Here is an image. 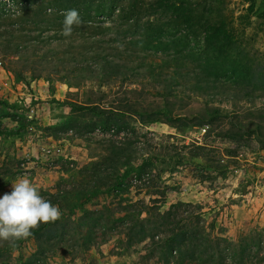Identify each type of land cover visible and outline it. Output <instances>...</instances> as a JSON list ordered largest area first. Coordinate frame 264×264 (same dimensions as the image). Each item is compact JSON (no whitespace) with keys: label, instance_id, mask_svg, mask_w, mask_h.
Returning <instances> with one entry per match:
<instances>
[{"label":"rangeland","instance_id":"obj_1","mask_svg":"<svg viewBox=\"0 0 264 264\" xmlns=\"http://www.w3.org/2000/svg\"><path fill=\"white\" fill-rule=\"evenodd\" d=\"M17 1L0 0V131L12 132L0 135V196L21 175L42 196L67 189L68 180L84 179L86 165L126 142L134 164L142 149L157 155L149 183L158 188L146 193L131 180L129 194L112 197L101 187L74 212L61 249L40 258L28 239L0 253V264H264V0H186L194 22L221 30L220 40L206 46L204 31L191 39L161 17L163 49L139 51L132 60L114 47L113 30L94 27L112 23L89 13L93 4ZM62 6L85 22L69 37L61 35ZM114 57L124 61L126 78L105 71ZM163 105L172 118L147 123ZM122 107L136 112L97 113ZM123 197L133 204L158 198L162 210L196 204L188 236L211 240L201 241L191 262L181 261L178 249L162 258L149 241L130 244L120 220ZM92 212L102 214L106 228L95 240L88 237Z\"/></svg>","mask_w":264,"mask_h":264},{"label":"trees","instance_id":"obj_2","mask_svg":"<svg viewBox=\"0 0 264 264\" xmlns=\"http://www.w3.org/2000/svg\"><path fill=\"white\" fill-rule=\"evenodd\" d=\"M23 1L27 4L26 0ZM11 3L17 5L18 1L11 0ZM85 3H88V6L94 5L93 10H89V13L93 12L94 16L101 17L102 20L105 19L106 22L112 23L110 27H101V25L97 24L94 27L102 31L113 30L115 34L112 37V42L115 44L114 47H122L125 50L123 54L127 60L136 58L139 51L155 52L160 50V48L163 49L165 43L162 42V38L156 35V33L161 35L159 32L162 30L161 25H159L161 17L169 19L173 30L179 27L186 28L184 31L191 39L196 37L194 35L197 32L204 31L205 35L202 39L206 46L219 41L222 34L221 30L212 31L211 27H207L208 29L203 28L206 24H202L201 21L198 23L194 22L192 12L187 11L189 7L186 4V0H147L146 2H143V0H54L49 6L76 4L81 7ZM6 4H10L9 0L6 1ZM48 10L50 9L48 8ZM62 10H65V8ZM40 13H42L41 8L37 10V14H34V16L39 17ZM51 15H54V13ZM13 32L12 29L10 33L13 34ZM194 45L195 43H193ZM16 48L17 45H15ZM117 52L119 53V51ZM111 62L112 64L109 67L103 65L106 69L105 71L109 75L125 76L126 78L128 70L123 68L124 61L114 57ZM88 110L95 111V108ZM131 112L136 111L132 110L131 107H122V109H101L97 113L100 115L106 113L112 115L113 113L130 114ZM215 112L218 111L215 110ZM147 116V123L158 121L161 116L168 119L172 118L166 105L157 107L156 110H152ZM107 122L113 125L119 123L118 121L115 122L113 118L108 119ZM199 122L201 123L202 121L199 120ZM11 133L10 131H0V135ZM113 147H116L119 153L111 151L110 156L108 155L109 157L106 156L102 159L103 162L98 160L86 165L84 168V179L79 183L68 180L67 184L69 187L67 189L58 187L56 193H43L46 199L59 206L62 211V218L55 223L41 225L40 229L35 231L34 236L29 238L36 241V255L38 257L43 258L52 254L51 252L61 249L63 244L66 245V242H69L71 234L67 233L66 227L71 224L72 221L70 222V220L74 216V212L77 209L84 210L83 207L100 194L101 187H106L103 190L104 193L110 192L112 197H117L116 193L120 195V191L122 196L129 194L130 188L134 186L131 184V180H136L139 186L146 190L158 188L149 183L152 175L150 164H152V160L157 155L146 153L142 149L143 153L140 155L141 163L134 164L131 159L132 149L130 142L124 143L122 147ZM114 154L117 155L114 156ZM120 157L121 159L119 160ZM107 182H111L110 185ZM146 193H149V190ZM123 198H125V207L122 212L125 217L120 220L128 224V227H125L124 236L130 244L132 241L135 244L149 241V244L159 248L162 258H171V256L176 254L175 249H178L180 260L191 262L192 255L202 246L201 241L208 242L211 240L209 237H200L197 234L188 236L187 227L191 225L190 223H193L191 218L197 214V212H194L195 209H198L196 204L179 201L170 204L166 209L162 210L161 208L165 202L158 198L152 199L151 197L148 204L144 199H138L133 204L132 199ZM112 213L114 214V212ZM89 214L96 215L93 217L91 225H87L90 232L88 237L95 240L94 235L102 234L106 228L99 221V217H103L100 212ZM95 226L100 228L98 227L97 229ZM199 226L194 228H199ZM132 233L135 234L134 237H131ZM92 235L93 237H91ZM87 240L86 242H88ZM12 249L14 248L9 247L7 244L0 249V253ZM30 264H33V262L30 261Z\"/></svg>","mask_w":264,"mask_h":264},{"label":"clouds","instance_id":"obj_3","mask_svg":"<svg viewBox=\"0 0 264 264\" xmlns=\"http://www.w3.org/2000/svg\"><path fill=\"white\" fill-rule=\"evenodd\" d=\"M61 15L64 37L71 36L74 27L85 23L77 9L65 10ZM61 218L58 205L42 196L27 176H18L11 182V191L0 196V246L7 243L16 248L20 241L33 237L41 225L55 223Z\"/></svg>","mask_w":264,"mask_h":264},{"label":"built area","instance_id":"obj_4","mask_svg":"<svg viewBox=\"0 0 264 264\" xmlns=\"http://www.w3.org/2000/svg\"><path fill=\"white\" fill-rule=\"evenodd\" d=\"M7 1V0H6Z\"/></svg>","mask_w":264,"mask_h":264}]
</instances>
